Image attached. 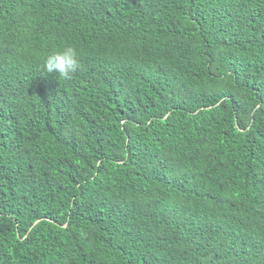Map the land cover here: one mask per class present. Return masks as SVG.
<instances>
[{"label":"trees","instance_id":"trees-1","mask_svg":"<svg viewBox=\"0 0 264 264\" xmlns=\"http://www.w3.org/2000/svg\"><path fill=\"white\" fill-rule=\"evenodd\" d=\"M0 264H264V0H0Z\"/></svg>","mask_w":264,"mask_h":264},{"label":"clouds","instance_id":"clouds-1","mask_svg":"<svg viewBox=\"0 0 264 264\" xmlns=\"http://www.w3.org/2000/svg\"><path fill=\"white\" fill-rule=\"evenodd\" d=\"M43 67L46 73L56 74L62 80L69 81L81 69L80 52L74 46L50 52L44 58Z\"/></svg>","mask_w":264,"mask_h":264},{"label":"water","instance_id":"water-1","mask_svg":"<svg viewBox=\"0 0 264 264\" xmlns=\"http://www.w3.org/2000/svg\"><path fill=\"white\" fill-rule=\"evenodd\" d=\"M40 221H41V220L36 221L35 224H34V226L37 225Z\"/></svg>","mask_w":264,"mask_h":264}]
</instances>
